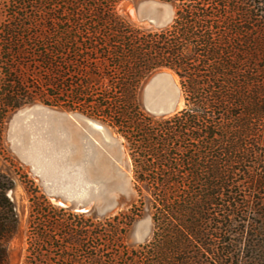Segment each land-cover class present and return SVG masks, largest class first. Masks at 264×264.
Segmentation results:
<instances>
[{
	"label": "trees",
	"instance_id": "1",
	"mask_svg": "<svg viewBox=\"0 0 264 264\" xmlns=\"http://www.w3.org/2000/svg\"><path fill=\"white\" fill-rule=\"evenodd\" d=\"M126 0H2L0 136L17 108L43 102L120 134L137 199L98 216L29 191L21 264H264V0H163L174 16L142 28ZM160 68L183 106L155 115L140 93ZM0 170V264L17 215ZM152 229L125 236L145 210Z\"/></svg>",
	"mask_w": 264,
	"mask_h": 264
},
{
	"label": "rangeland",
	"instance_id": "2",
	"mask_svg": "<svg viewBox=\"0 0 264 264\" xmlns=\"http://www.w3.org/2000/svg\"><path fill=\"white\" fill-rule=\"evenodd\" d=\"M118 11L135 26L158 28L172 20L175 8L163 0H126ZM2 18L0 3V21ZM175 98L181 103L179 109L183 106L179 78L170 68L152 72L140 93L144 109L155 115L169 113L156 107ZM0 170L13 180L7 194L18 219L7 244L9 264H21L24 254L28 189L37 187L56 204L98 216L126 209L137 199L124 138L99 119L40 101L17 108L5 121L0 136ZM151 229L146 209L129 227L126 243L135 246L144 242Z\"/></svg>",
	"mask_w": 264,
	"mask_h": 264
},
{
	"label": "water",
	"instance_id": "3",
	"mask_svg": "<svg viewBox=\"0 0 264 264\" xmlns=\"http://www.w3.org/2000/svg\"><path fill=\"white\" fill-rule=\"evenodd\" d=\"M179 99H171L170 101L157 105L156 108L160 109L162 112H172L178 109ZM46 106V105H43Z\"/></svg>",
	"mask_w": 264,
	"mask_h": 264
},
{
	"label": "bare ground",
	"instance_id": "4",
	"mask_svg": "<svg viewBox=\"0 0 264 264\" xmlns=\"http://www.w3.org/2000/svg\"><path fill=\"white\" fill-rule=\"evenodd\" d=\"M180 105H181V103L178 104V106H180Z\"/></svg>",
	"mask_w": 264,
	"mask_h": 264
}]
</instances>
